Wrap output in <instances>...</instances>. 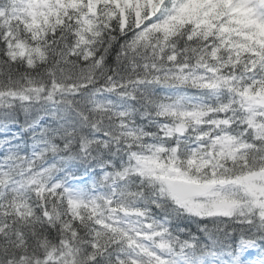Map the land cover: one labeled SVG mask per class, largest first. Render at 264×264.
<instances>
[{"label": "snow or ice", "instance_id": "6c2138e0", "mask_svg": "<svg viewBox=\"0 0 264 264\" xmlns=\"http://www.w3.org/2000/svg\"><path fill=\"white\" fill-rule=\"evenodd\" d=\"M0 264H264V0H0Z\"/></svg>", "mask_w": 264, "mask_h": 264}]
</instances>
